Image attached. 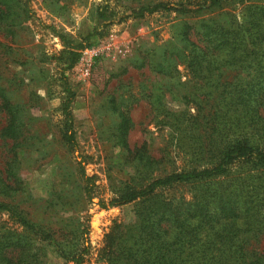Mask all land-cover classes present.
Listing matches in <instances>:
<instances>
[{
	"label": "trees",
	"instance_id": "1",
	"mask_svg": "<svg viewBox=\"0 0 264 264\" xmlns=\"http://www.w3.org/2000/svg\"><path fill=\"white\" fill-rule=\"evenodd\" d=\"M226 1L181 0L172 5L149 0L127 8L130 13L121 17L177 11L194 18L181 29L178 59L197 83L183 94L193 112L165 106L159 119L170 133L184 132L177 142L182 153L190 156L189 165L159 173L162 159L147 154L144 146L129 147L132 120L123 112L118 142L137 164L133 176L109 197L100 195V177L89 162L91 157L79 149L71 108L76 92L66 73L79 61L81 50L91 45L94 34L88 33L80 41L58 34L64 47L52 57L59 64L64 91L59 106L61 139L76 158L84 196L95 208L86 211L83 227L75 234L80 239L76 249L66 252L59 247L67 261L90 264L91 224L97 229L102 213L132 204V221L123 223L115 217L103 228L99 260L107 264H264V247L257 243L264 238V3L239 0L241 11L226 23L198 17L203 10ZM114 12L110 0H105L96 16L99 22L113 21ZM33 16L31 0H0V33L13 38L18 27ZM192 34L198 39H192ZM177 62H160L159 66L162 72L172 66L178 70ZM0 99L8 115L3 135L20 140L21 145L22 136L29 132L22 108L1 83ZM157 112L161 114L160 109ZM17 160L16 154L12 162ZM14 168L10 164L8 173L16 175ZM9 180L0 169V212H10L22 229L0 228V264H45L44 245L57 240L56 232L7 201L22 183ZM177 184L191 185L192 197H165L164 191Z\"/></svg>",
	"mask_w": 264,
	"mask_h": 264
},
{
	"label": "rangeland",
	"instance_id": "2",
	"mask_svg": "<svg viewBox=\"0 0 264 264\" xmlns=\"http://www.w3.org/2000/svg\"><path fill=\"white\" fill-rule=\"evenodd\" d=\"M154 1L173 5L181 0ZM104 2L31 0L34 16L18 27L13 38L0 33V83L21 106L29 128L21 145L20 140L5 138L8 115L0 99V169L10 177V183L22 181L18 184L21 189L7 201L18 204L32 221L56 232L57 240L44 245L45 264H74L61 256L59 247L66 252L76 249L80 239L75 234L83 227L86 211L95 209L84 196L76 158L61 139L59 106L64 91L59 64L52 57L64 47L59 33L75 41L94 34L91 45L81 50L79 61L66 73L76 92L71 108L79 149L91 157L89 162L100 177V195L109 197L123 187L137 164L118 142L123 112H128L132 120L127 135L129 147L136 150L144 146L147 154L162 159L159 173L180 170L190 163V156L182 153L177 142L184 132L180 129L170 133L159 119L164 116L165 106L194 111L192 105L185 104L183 94L197 82L178 59L181 29L194 18L177 11H159L144 18L120 20L130 13L127 8L149 0H110L115 10L113 21L99 22L96 13ZM242 7L241 1L229 0L203 10L198 17L226 23L237 17ZM192 39L198 37L192 34ZM166 61H178V70L172 66L162 72L159 63L167 65ZM16 154L18 160L12 162ZM10 164L16 175L8 173ZM192 194V186L182 184L164 191L169 199H190ZM115 217L123 223L132 221L133 205L105 211L97 218V229L91 224L90 264H107L97 258V248L102 244L103 228ZM8 227L22 229L10 212L3 210L0 228ZM257 243L264 247V238Z\"/></svg>",
	"mask_w": 264,
	"mask_h": 264
}]
</instances>
